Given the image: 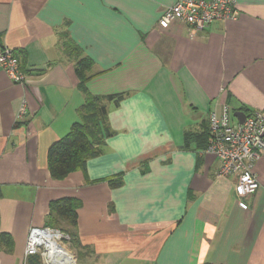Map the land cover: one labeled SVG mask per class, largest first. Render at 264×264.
Returning a JSON list of instances; mask_svg holds the SVG:
<instances>
[{
  "label": "crops",
  "instance_id": "1",
  "mask_svg": "<svg viewBox=\"0 0 264 264\" xmlns=\"http://www.w3.org/2000/svg\"><path fill=\"white\" fill-rule=\"evenodd\" d=\"M237 1L239 17L194 34L160 27L176 0H0V49L27 76L0 65V264H48L26 255L28 236L65 198L81 204L63 244L75 264H264V152L243 207L201 150L225 103L264 112V0ZM82 56L88 90L123 98L108 102L103 152L57 179L48 152L80 120Z\"/></svg>",
  "mask_w": 264,
  "mask_h": 264
},
{
  "label": "built area",
  "instance_id": "2",
  "mask_svg": "<svg viewBox=\"0 0 264 264\" xmlns=\"http://www.w3.org/2000/svg\"><path fill=\"white\" fill-rule=\"evenodd\" d=\"M240 14L241 8L237 0H176L164 11L159 25L168 28L175 22L185 23L195 34L215 21L236 19ZM0 65L14 82H27L19 57L11 47L4 46L0 49ZM26 112L27 103L24 101L20 106L18 118ZM209 123L211 139L202 152L218 158L219 176L230 175L236 178L239 203L247 207L244 197L256 193L260 186L254 167L261 152H264V112L254 110L247 114L244 122H234L233 111L230 105L225 103L221 115L216 112L210 114ZM67 237L68 235L60 229L34 226L28 236L26 255L40 254L51 264L50 242L57 240L63 245L62 240ZM61 257L57 254L56 264H63Z\"/></svg>",
  "mask_w": 264,
  "mask_h": 264
},
{
  "label": "trees",
  "instance_id": "3",
  "mask_svg": "<svg viewBox=\"0 0 264 264\" xmlns=\"http://www.w3.org/2000/svg\"><path fill=\"white\" fill-rule=\"evenodd\" d=\"M92 62L82 56L78 65L80 89L84 92L85 100L79 108L80 120L73 124L70 132L53 143L48 152V166L54 178L62 179L70 172L85 169L90 158L103 152L107 137L113 134L108 122V102L113 99L119 102L123 94H93L86 81L91 76L88 71ZM211 139L210 123L201 150L206 148ZM116 182V181H115ZM77 198H65L52 203L53 221L48 227L60 229L69 235L70 240L76 242L77 210L80 206Z\"/></svg>",
  "mask_w": 264,
  "mask_h": 264
},
{
  "label": "bare ground",
  "instance_id": "4",
  "mask_svg": "<svg viewBox=\"0 0 264 264\" xmlns=\"http://www.w3.org/2000/svg\"><path fill=\"white\" fill-rule=\"evenodd\" d=\"M50 260L51 264H56V257L57 254L58 256H62V263L63 264H75V256L74 254L66 249L62 244H60L59 241H51L50 242Z\"/></svg>",
  "mask_w": 264,
  "mask_h": 264
},
{
  "label": "water",
  "instance_id": "5",
  "mask_svg": "<svg viewBox=\"0 0 264 264\" xmlns=\"http://www.w3.org/2000/svg\"><path fill=\"white\" fill-rule=\"evenodd\" d=\"M234 115L238 118L239 122H241V123L244 122V120L247 116L246 112L243 110H236L234 112Z\"/></svg>",
  "mask_w": 264,
  "mask_h": 264
},
{
  "label": "rangeland",
  "instance_id": "6",
  "mask_svg": "<svg viewBox=\"0 0 264 264\" xmlns=\"http://www.w3.org/2000/svg\"><path fill=\"white\" fill-rule=\"evenodd\" d=\"M70 240V237H69V235H68V237L67 238H64L63 240H62V242H63V244H65V245H67V244H69L68 243V241ZM71 241V240H70ZM66 248V247H65ZM67 249V248H66ZM81 260H82V256L80 255V264H81Z\"/></svg>",
  "mask_w": 264,
  "mask_h": 264
}]
</instances>
